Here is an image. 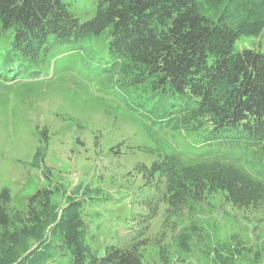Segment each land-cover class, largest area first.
<instances>
[{"label":"trees","instance_id":"16d2710c","mask_svg":"<svg viewBox=\"0 0 264 264\" xmlns=\"http://www.w3.org/2000/svg\"><path fill=\"white\" fill-rule=\"evenodd\" d=\"M73 2L0 0L1 88L30 94L78 81L126 100L156 155L135 169L150 193L145 213L136 225L113 223L127 233L120 244L94 246L111 222L98 210L108 199L89 186L51 182L43 165L50 136L36 127L29 166L48 184L28 198L26 212L10 208V190H0V264H143L161 205L170 214L221 194L238 210H264V52L234 49L242 37H264V0H92L95 13L85 20ZM103 34L105 57L90 45ZM195 232L190 226L174 238L179 252L189 253ZM163 240L155 245L168 264ZM212 262L260 264L261 253L232 234L213 246Z\"/></svg>","mask_w":264,"mask_h":264},{"label":"rangeland","instance_id":"374dc122","mask_svg":"<svg viewBox=\"0 0 264 264\" xmlns=\"http://www.w3.org/2000/svg\"><path fill=\"white\" fill-rule=\"evenodd\" d=\"M72 9L81 20L95 13L92 0H74ZM90 45L101 57L106 56L104 34L93 38ZM258 46L264 52V37H242L234 49ZM80 86L78 81L56 83L29 94L18 88L4 90L0 82V190H10V208L26 212L28 198L48 184L40 169L29 166L38 146L35 128H45L50 140L43 165L51 172V182L68 190L76 186L99 189L108 201L98 210L111 222L99 227L94 246L120 244L127 233L113 223L121 221L127 226L129 221L136 225L142 220L139 215L145 213L143 195L150 193L144 188V177L135 169L149 166L156 159L147 150H153L154 145L142 128L139 113L127 108L121 96L102 93L94 83L84 89ZM185 139L196 141L193 135ZM176 144L186 151L182 149L186 142L177 140ZM116 147L119 155L111 151ZM57 200L63 203V199ZM190 226L196 228L190 251L181 253L174 238ZM232 234L259 251L260 264H264V210H238L221 194L188 203L170 214L161 205L146 232L150 243L142 251V262L162 264L155 244L163 236L168 264H213V246L227 241Z\"/></svg>","mask_w":264,"mask_h":264}]
</instances>
